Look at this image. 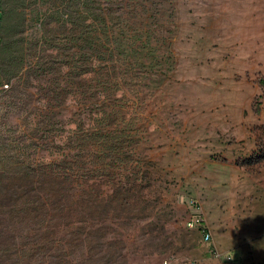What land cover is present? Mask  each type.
<instances>
[{"label":"rangeland","instance_id":"374dc122","mask_svg":"<svg viewBox=\"0 0 264 264\" xmlns=\"http://www.w3.org/2000/svg\"><path fill=\"white\" fill-rule=\"evenodd\" d=\"M0 12V264L262 262L264 0H0ZM104 116L131 136L113 182L150 180L125 209L85 161L99 148L69 149ZM198 215L210 258L182 224Z\"/></svg>","mask_w":264,"mask_h":264},{"label":"trees","instance_id":"16d2710c","mask_svg":"<svg viewBox=\"0 0 264 264\" xmlns=\"http://www.w3.org/2000/svg\"><path fill=\"white\" fill-rule=\"evenodd\" d=\"M1 18H2V14L0 12V21H1ZM111 117L110 116L97 117L95 120L96 122H98L96 135H92V137H90V139L87 141H84V140L81 141V139L77 140L75 143H73V144H78L76 146L75 145L70 146L69 144L68 145L70 146L69 149H74V150L79 149V152H82V149L88 150L90 148H97V147L99 148L98 149L99 152L89 153L88 156H84L86 158L85 161H92L91 166H95V167L98 166L102 173L101 177L106 179V182L110 185L109 187L113 186L114 189L112 188L111 189L112 192L107 195L109 201L113 205V208L116 207L117 209H120V208L125 209L129 206V200L131 199V196L136 197L139 195L140 192H143L145 190V187H149L150 180L147 177L148 173L146 171L140 174L139 173L136 174L137 172L136 171L134 172L136 174L135 181L129 182V178H128L126 180L128 182L127 185L122 182H120L119 184H117L116 182H113L114 179L116 178V175L114 174V169L117 167V163L116 161L114 162V160L122 159L121 153L119 152L120 145L122 144V139H123V142L125 143L126 141H129L131 139V136L128 134L126 135L125 133H120L119 135H111L110 131H108V129L111 127L113 123L112 121L114 120V119L112 120ZM117 120L118 119L116 118L115 121ZM110 135L112 139L110 138ZM85 142L87 143L85 144ZM263 157H264V154H263ZM71 164L72 163H70L69 165ZM58 168H59V171H58L59 173H57L56 175H53L55 174V172L50 173L51 175H48V177H46V180H43L44 184H48L47 181H50L49 185L54 183L55 185L53 184V186L55 188L53 187L54 188L53 190L59 187L58 184L60 183L61 178H62L60 174L63 171L60 167ZM50 170L51 168L48 167V172ZM50 172H53V171H50ZM95 172L97 171L94 169V171H91L90 173L86 175L90 176V178H93ZM53 180H56V182H53ZM109 187L106 186V188H109ZM49 189H52V188H49ZM47 199L49 201L51 200L54 202L53 195H51L50 199L48 197ZM192 207H196V204Z\"/></svg>","mask_w":264,"mask_h":264},{"label":"clouds","instance_id":"9594fccd","mask_svg":"<svg viewBox=\"0 0 264 264\" xmlns=\"http://www.w3.org/2000/svg\"><path fill=\"white\" fill-rule=\"evenodd\" d=\"M195 204H197L195 202V200H191V201H189V205L190 206H188V207L190 208V207L194 206ZM182 224H183V227L185 229L189 230L190 228L193 227L192 228V231L195 230V231H197L200 234V238H201L202 243L205 246H208L209 249H210V251H209L210 254L207 256V258H210L212 256H215L214 248L212 246V244H213V238H212L211 231L207 227L205 221H203V219L201 218V216L198 215V216H195L193 218L187 219ZM262 246L263 247L261 248V250H259V256L257 257L258 260H262V262L261 263L256 262L257 264H264V243H263ZM252 252H253V250H252ZM235 256H237L236 253H235L234 257ZM251 256L255 257L254 252L252 253ZM189 264H198V263L196 261H192L191 260Z\"/></svg>","mask_w":264,"mask_h":264}]
</instances>
